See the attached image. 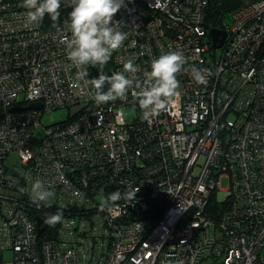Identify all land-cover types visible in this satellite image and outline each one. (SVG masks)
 <instances>
[{"label": "built area", "instance_id": "obj_1", "mask_svg": "<svg viewBox=\"0 0 264 264\" xmlns=\"http://www.w3.org/2000/svg\"><path fill=\"white\" fill-rule=\"evenodd\" d=\"M71 3L32 24L22 0H0V264H264V0L222 10L217 47L211 0H128L114 15L127 39L96 68L68 59ZM176 50L179 87L146 120L134 92ZM128 61L126 98L97 105L89 79ZM60 108L75 109L35 149ZM36 180L49 200L34 202Z\"/></svg>", "mask_w": 264, "mask_h": 264}, {"label": "clouds", "instance_id": "obj_2", "mask_svg": "<svg viewBox=\"0 0 264 264\" xmlns=\"http://www.w3.org/2000/svg\"><path fill=\"white\" fill-rule=\"evenodd\" d=\"M128 0H72L67 26L71 32V41L68 45V59L77 67H103L111 59L112 53L119 49L127 39V33L122 29L120 22L114 20V15L126 6ZM63 0H22L26 9L27 20L35 24L48 15L53 21L59 19ZM185 63L183 54L176 50L160 55L152 60L150 70L145 72L147 83L137 85L139 92H134L138 98V105L144 119L159 116L167 107L169 99L176 94L179 87L177 73ZM137 68L132 61L123 64V70L111 75L99 73L98 77L89 79L94 90V100L97 105L105 104L117 97L125 99L133 86V79L126 74H135ZM204 71L193 67L192 78L198 84L204 85L207 79ZM88 72L78 73V78L88 76ZM107 84V88L105 85ZM34 202L49 200L54 194L45 189L43 184L36 180L31 188ZM134 197L135 193H129ZM120 199V193H113L108 201ZM63 219L62 213L46 217V222L55 225Z\"/></svg>", "mask_w": 264, "mask_h": 264}, {"label": "rangeland", "instance_id": "obj_3", "mask_svg": "<svg viewBox=\"0 0 264 264\" xmlns=\"http://www.w3.org/2000/svg\"><path fill=\"white\" fill-rule=\"evenodd\" d=\"M75 108H60V109H56L54 111H52L49 114H45L42 116L41 120H40V126L35 130L33 137H32V143L35 147V149L39 148V145L41 143V139L43 137V129L42 127L48 124H52L55 122H60V121H64L66 120L67 116L70 115ZM131 114H129L130 116ZM126 117L127 114H126ZM221 187L223 189H225L227 187V180L226 179H222L221 181ZM12 260V254L11 251H7L4 255V261L6 263H9Z\"/></svg>", "mask_w": 264, "mask_h": 264}, {"label": "trees", "instance_id": "obj_4", "mask_svg": "<svg viewBox=\"0 0 264 264\" xmlns=\"http://www.w3.org/2000/svg\"><path fill=\"white\" fill-rule=\"evenodd\" d=\"M251 0H211L207 22L209 28H219L221 26L222 21V10H229L243 4H246ZM59 21V20H58ZM57 21V22H58ZM212 207H217V204H212Z\"/></svg>", "mask_w": 264, "mask_h": 264}, {"label": "water", "instance_id": "obj_5", "mask_svg": "<svg viewBox=\"0 0 264 264\" xmlns=\"http://www.w3.org/2000/svg\"><path fill=\"white\" fill-rule=\"evenodd\" d=\"M210 34L212 36L213 43H214L215 47H217L219 45V44H216V42L219 40V42L221 43L223 38L225 37L224 31L217 29V28H211ZM40 107H41L40 103H34V104H30L26 107L21 108V110L30 109V108H40ZM17 110H18V108H16V107H11L9 109V111H11V112L17 111ZM0 116H1V108H0ZM39 222H41V221H39ZM40 232H41V229L39 230V233Z\"/></svg>", "mask_w": 264, "mask_h": 264}]
</instances>
